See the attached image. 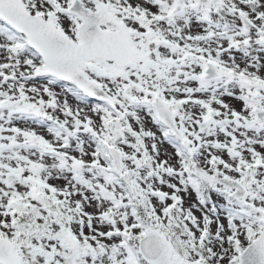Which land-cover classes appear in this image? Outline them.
Instances as JSON below:
<instances>
[{
	"label": "snow or ice",
	"instance_id": "snow-or-ice-1",
	"mask_svg": "<svg viewBox=\"0 0 264 264\" xmlns=\"http://www.w3.org/2000/svg\"><path fill=\"white\" fill-rule=\"evenodd\" d=\"M0 264H264V0H0Z\"/></svg>",
	"mask_w": 264,
	"mask_h": 264
}]
</instances>
